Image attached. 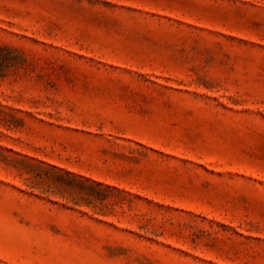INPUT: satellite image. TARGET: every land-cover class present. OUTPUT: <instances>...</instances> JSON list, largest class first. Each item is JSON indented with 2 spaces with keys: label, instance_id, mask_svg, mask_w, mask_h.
<instances>
[{
  "label": "rangeland",
  "instance_id": "1",
  "mask_svg": "<svg viewBox=\"0 0 264 264\" xmlns=\"http://www.w3.org/2000/svg\"><path fill=\"white\" fill-rule=\"evenodd\" d=\"M0 264H264V0H0Z\"/></svg>",
  "mask_w": 264,
  "mask_h": 264
}]
</instances>
